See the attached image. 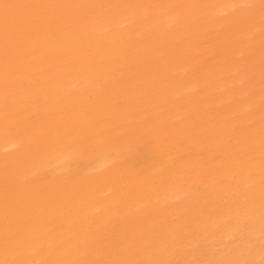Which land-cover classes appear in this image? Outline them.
Returning <instances> with one entry per match:
<instances>
[{
	"label": "bare ground",
	"instance_id": "obj_1",
	"mask_svg": "<svg viewBox=\"0 0 264 264\" xmlns=\"http://www.w3.org/2000/svg\"><path fill=\"white\" fill-rule=\"evenodd\" d=\"M0 264H264V0H0Z\"/></svg>",
	"mask_w": 264,
	"mask_h": 264
}]
</instances>
